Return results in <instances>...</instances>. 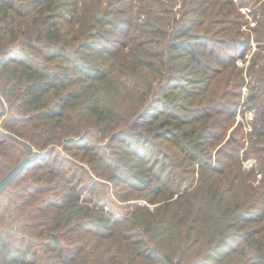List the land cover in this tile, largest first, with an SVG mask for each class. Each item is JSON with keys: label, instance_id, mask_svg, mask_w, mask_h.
<instances>
[{"label": "trees", "instance_id": "16d2710c", "mask_svg": "<svg viewBox=\"0 0 264 264\" xmlns=\"http://www.w3.org/2000/svg\"><path fill=\"white\" fill-rule=\"evenodd\" d=\"M0 98V264H264V0H0Z\"/></svg>", "mask_w": 264, "mask_h": 264}, {"label": "rangeland", "instance_id": "374dc122", "mask_svg": "<svg viewBox=\"0 0 264 264\" xmlns=\"http://www.w3.org/2000/svg\"><path fill=\"white\" fill-rule=\"evenodd\" d=\"M242 11L243 12H246V9H242ZM248 18H250L249 20H251L252 21V17L250 16V15H248L247 16ZM254 25V22H250V26H253ZM249 25L247 24V25H245L243 28H246V29H250L249 27H248ZM254 49H256V47L254 48ZM229 53H232L233 51L232 50H229L228 51ZM253 52H254V50H252V51H249L247 54H243L242 53V55L244 56V57H239L238 59H237V63H238V65L239 66H245L246 67V69H247V66L249 65V63H250V61H251V57H252V55H253ZM251 84H253V82L251 83ZM248 85V86H247ZM247 85H245L244 87H243V89L241 90L242 92V95L240 96V97H238V101L239 100H241V103L243 104L244 102H245V98L247 97V95L250 93V91H251V89H250V85L247 83ZM1 99V98H0ZM181 102V101H180ZM245 103H247V102H245ZM244 103V104H245ZM242 104H239L238 106H237V114H236V116H235V119L234 120H236V123L237 122H239V121H243L244 122V124H245V127H244V130L246 131V130H250V126L253 124V120L256 118V116H257V113H256V109L254 108V106H252V107H250L248 104H246V105H244V106H242ZM1 112H7L8 113V106H7V103L6 102H4V101H1L0 100V113ZM4 118V116L2 115L1 117H0V123H1V121H2V119ZM236 125V124H235ZM235 125H233L232 127H230V129L227 131V137H229V135L231 134V131L233 130V127L235 126ZM237 136H239V134L237 135ZM106 142V141H105ZM105 142H102V143H105ZM63 153V152H62ZM255 155H253L250 159H248V160H246L245 161V166L247 167V168H250L252 165H256L257 164V160L255 159V157H254ZM215 158H216V156H214V160H215ZM262 176H261V174H258L257 175V179L259 180L260 178H261ZM2 199L4 200L5 198H2L1 197V201H2Z\"/></svg>", "mask_w": 264, "mask_h": 264}, {"label": "water", "instance_id": "95a60500", "mask_svg": "<svg viewBox=\"0 0 264 264\" xmlns=\"http://www.w3.org/2000/svg\"><path fill=\"white\" fill-rule=\"evenodd\" d=\"M24 145H25V147H26V149H27V155H28V157L25 158V159L22 161V163H21L18 167H16L12 172H10V173L8 174V176H6V177L0 182V193L3 191V189L6 187V185L11 181V179H12V178L14 177V175L18 172V170H19L22 166H24V165L27 163V161L29 160L30 156L35 152V148H34L33 145L30 144L29 142L24 141ZM54 238H55L56 241L59 240V239H58V236H57L56 234H54Z\"/></svg>", "mask_w": 264, "mask_h": 264}]
</instances>
